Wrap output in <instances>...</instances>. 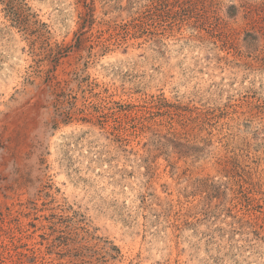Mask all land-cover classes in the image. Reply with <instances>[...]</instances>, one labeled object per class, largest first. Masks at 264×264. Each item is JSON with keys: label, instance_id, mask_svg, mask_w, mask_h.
I'll return each mask as SVG.
<instances>
[{"label": "rangeland", "instance_id": "374dc122", "mask_svg": "<svg viewBox=\"0 0 264 264\" xmlns=\"http://www.w3.org/2000/svg\"><path fill=\"white\" fill-rule=\"evenodd\" d=\"M152 3L0 0V264H264V0Z\"/></svg>", "mask_w": 264, "mask_h": 264}, {"label": "trees", "instance_id": "16d2710c", "mask_svg": "<svg viewBox=\"0 0 264 264\" xmlns=\"http://www.w3.org/2000/svg\"><path fill=\"white\" fill-rule=\"evenodd\" d=\"M165 1L166 0H153L152 5L155 6V5L162 3V2H165ZM71 47H72V45H69L67 47H62V46L58 45L57 48H52V47L46 48L45 47V49L47 51L48 57H53V59H54V58H57V56L59 54H61L64 50H68Z\"/></svg>", "mask_w": 264, "mask_h": 264}]
</instances>
